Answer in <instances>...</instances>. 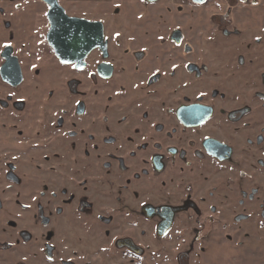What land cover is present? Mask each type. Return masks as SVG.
Segmentation results:
<instances>
[{"label": "flooded vegetation", "instance_id": "obj_1", "mask_svg": "<svg viewBox=\"0 0 264 264\" xmlns=\"http://www.w3.org/2000/svg\"><path fill=\"white\" fill-rule=\"evenodd\" d=\"M35 1L0 0V21H5L4 27L14 20L22 23L29 13L38 12L37 3L43 5L47 24L43 45L48 62L83 74L84 80L78 84L90 83L92 100L98 107L87 129L72 126L64 131L67 117L85 121L90 114L92 100L83 92L70 110L61 111L59 120L40 125L52 135L61 131L66 144L82 139V151H70L68 166L75 176H83L82 184L59 190L58 195L51 179L44 188H35L29 204L17 201L20 214H30L40 224L67 229L65 252L57 264H117L118 256L130 262L133 256L140 257L130 233L110 236L115 228L109 214L116 211L112 206L121 193L132 195L134 184L139 183L145 185L138 189L142 196H149L144 194L148 190L160 193L170 188L180 201L175 205L145 201L141 206L138 214L154 222L157 239H166L178 226L175 238L185 247L205 240L210 245L229 242L228 236L223 237L228 209H238L237 214L250 209L258 202L264 182V0H56L69 19L87 22V42L103 33L104 45L90 50L80 67L57 57L47 39L51 5ZM173 3L174 7L168 8ZM137 9L140 12L135 13ZM148 14L154 15L153 19L145 17ZM188 27L193 34L190 36L206 37V50L199 52V45L186 41ZM153 35L157 37L151 38ZM169 54L177 58L170 71L176 79L164 76ZM8 56L16 58L21 69L18 85L2 78L1 69ZM0 57L1 80L12 87L20 86L24 72L14 45L4 46ZM181 60H186L184 66ZM181 73L192 82H180ZM194 79L200 80V93L206 95L201 96L194 88L193 96H189L179 89L182 83L190 87ZM75 82L68 78L54 85L49 89L50 97L63 96L59 106H64ZM121 122L129 127L123 137L125 144H116L122 153L117 156V152H108L109 158L101 159L102 145L118 142L115 134L102 136L104 129ZM130 142L137 144L131 147ZM4 178L21 186V180L13 174ZM98 183L111 187L103 194L106 204H100L105 189L95 188ZM45 213L62 220L50 221ZM20 223L16 218L4 222L7 228L19 231H13V244L0 243L1 252L20 251V244L35 242L32 232L20 230ZM74 228L81 231L76 233ZM101 237L106 242L103 246ZM17 256L20 252L14 264H27ZM33 256L45 264L54 261L51 252ZM176 261L190 264L187 251L178 252Z\"/></svg>", "mask_w": 264, "mask_h": 264}, {"label": "rangeland", "instance_id": "obj_2", "mask_svg": "<svg viewBox=\"0 0 264 264\" xmlns=\"http://www.w3.org/2000/svg\"><path fill=\"white\" fill-rule=\"evenodd\" d=\"M31 1L36 4L35 0ZM182 4L184 3L182 2ZM26 5L23 4V6ZM37 5L38 10H36L38 12L29 13V16L22 23L18 21L16 23L14 20L9 24V27H4L5 21H0V50L7 44H13L16 53L21 58L24 72V81L18 87L9 86L0 78V243L13 244L15 234L18 233L19 229L7 228L4 222L14 218L21 221L20 230L23 233L24 231L32 232L36 238L35 242L31 244H20V251L17 249L0 251V264H14L15 256L19 252L20 257L17 256V258H21L27 264H45L43 260L33 255L51 252L54 255V261L51 263L57 264L56 260L65 252L67 229L57 224L56 226L55 224L52 225V223L40 224L39 220L36 222L32 215L20 214L17 201L20 200V202L23 201L29 204L32 201V195L36 193L35 188L36 190L41 187L44 188L45 184L49 183L51 179H53L54 189L58 190V195H60L59 190L78 187L83 182V176H75L72 170H68L70 151L73 149L75 153L82 151L84 145L81 142L82 139L78 136V144L72 141L66 144V140L61 139V131H57L55 135H52L46 133V128H41L40 125L44 124L46 126L48 122L59 120L61 111L63 112V109L70 110L72 104L81 97L83 92L86 93V96H89V100H92L94 91L89 82L78 84L79 80H84L83 74L69 71L61 66H54L52 62H48V52L43 45L44 33L47 28L44 14H42L45 7L38 3ZM170 7H174V3L168 4V8ZM74 10L77 11L76 8ZM139 10L137 9L135 13L140 12ZM145 10L147 9L145 8ZM161 12L167 13L164 9ZM145 17L153 19L154 15L148 14ZM184 19L185 17H182L183 21ZM187 30L189 35L186 41L199 45V52L206 50L205 45L208 44L206 37L200 34L198 37L195 35V38L190 36L193 34H191L189 27ZM155 37L157 36L153 35L151 38ZM165 58L164 76L167 79L174 76L176 79L177 76L170 73V71L177 58H173L170 54ZM184 61L186 60H181V66H184ZM2 63L3 60L0 57V66ZM180 76L182 77L180 82H192L183 73ZM68 78L71 81L76 80V82L70 90L68 103L59 106L63 96L50 97L49 89L54 85H61ZM194 88L196 93H200V80L194 79L190 87L189 84L183 85V83L179 87L182 92H187L189 96H193ZM90 105L91 111L85 121L67 117L69 123L63 126V130L70 129L72 126L87 129L93 124L94 108L98 109V107L95 105L94 100L90 101ZM128 130L127 122H121L118 126L104 129L102 136L115 134L118 142L111 146L102 145L100 149L101 159H108L107 153L112 151L117 152L116 155L120 156L119 153H122V151L116 149V144H125L123 137ZM139 139L138 136L136 141L139 142ZM137 142L128 144L133 147V144H137ZM133 149L137 150L136 148ZM124 151H126L125 148ZM78 154L81 156L80 153ZM128 156L130 157L129 154ZM115 160L118 163L117 158ZM76 166L79 167L80 165ZM8 174H13L19 178L21 186L14 185L12 181H6L4 177ZM90 175H93V173H90ZM94 186L98 189H105L101 194L100 204H106L103 194L109 192L111 187L107 184L99 185V183L94 184ZM144 186L142 183L134 184L130 196H123L121 193L112 206L116 211L109 213L113 215L111 227L115 228L110 232V236L130 233L136 247H138V252L141 254L140 257L133 256L132 262L118 256L115 260L117 264H177V253L183 251H187L190 264H264V182L261 184V195L258 202L250 209H243L244 212H241V214H237L238 209H228L227 215L223 219L227 222L223 237L228 236L226 239H230L229 242L224 244L212 242L210 245L208 244L209 241L205 240L202 244L195 243L188 247H185V244H180L175 238L179 231L178 226L166 239L160 240L154 236V222L148 221L138 214L145 201L155 205L178 204L180 201L177 200L176 193L170 188L160 193L148 190L144 192L145 195H149L146 197L140 195L141 192L138 190ZM19 189L22 192H19ZM26 190L32 192L29 193ZM110 203L111 201L108 204ZM52 214L47 215L45 213L50 221L62 220V217L53 216ZM43 217L45 216L43 215ZM73 231L78 233L81 230L74 228ZM68 237H71V235L69 234ZM102 237L101 246L106 243ZM98 239H100L99 236ZM2 256L5 257V260L1 258ZM7 258L10 260L7 261ZM110 263L109 261H103V264Z\"/></svg>", "mask_w": 264, "mask_h": 264}, {"label": "water", "instance_id": "obj_3", "mask_svg": "<svg viewBox=\"0 0 264 264\" xmlns=\"http://www.w3.org/2000/svg\"><path fill=\"white\" fill-rule=\"evenodd\" d=\"M51 5L48 12L51 30L47 36L61 61L76 63V67L83 65L84 58L97 45H104L103 33L92 36L95 40L86 41L87 22L69 19L56 0H44ZM66 27V25H68ZM2 78L12 85H18L22 80L21 69L14 57H7V64L1 69Z\"/></svg>", "mask_w": 264, "mask_h": 264}, {"label": "snow or ice", "instance_id": "obj_4", "mask_svg": "<svg viewBox=\"0 0 264 264\" xmlns=\"http://www.w3.org/2000/svg\"><path fill=\"white\" fill-rule=\"evenodd\" d=\"M197 2H198V3H203L204 0H197ZM242 2H243V0H242ZM117 8H119V5H117ZM45 15H47V13H45ZM119 35H120V33L117 32V33H116V36L119 37ZM160 39L162 40L163 37H160ZM256 39L259 40V39H261V38H260V37H256ZM5 46L7 47V45H5ZM62 62H63V63H70L69 61H62ZM73 67H76V65H73ZM174 67H176V66L174 65ZM157 71H159V70H157ZM153 75H155V73H153ZM200 95H201V96H204V95H206V93L201 92ZM78 103H79V102H78ZM33 198H35V197H33ZM26 207H27V206H26ZM49 259H51V257H49Z\"/></svg>", "mask_w": 264, "mask_h": 264}]
</instances>
